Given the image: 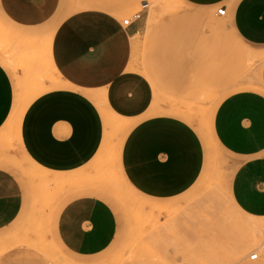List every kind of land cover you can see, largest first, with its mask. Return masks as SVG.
I'll return each instance as SVG.
<instances>
[{
	"label": "crops",
	"instance_id": "1",
	"mask_svg": "<svg viewBox=\"0 0 264 264\" xmlns=\"http://www.w3.org/2000/svg\"><path fill=\"white\" fill-rule=\"evenodd\" d=\"M182 1L209 10L225 8L221 16L235 39L264 54V0ZM134 5L135 0H96L89 7H73L69 0H0L1 16L18 35L26 30L44 37L48 65L58 78L44 82L47 88L29 104L21 126L13 120L21 137L15 156L23 154L49 170L48 180H53L54 171L71 183L78 178L69 183V198L50 218L59 245L75 257L105 252L119 229L114 208L101 194L105 187L87 183L93 162L104 153V110L132 122L120 163L134 185L174 191L184 185V163L187 179L200 171L198 137L182 118L143 119L151 110L153 92L134 60L137 38L146 33L151 15L148 7L139 20L125 26L121 15ZM212 53L205 57L199 50L190 51L189 74L213 75ZM33 67L44 74L43 64ZM8 68L0 55V131L11 123L18 91L15 83V94ZM257 83L217 99L209 129L214 143L236 162L230 181L235 206L250 219L264 220V55ZM4 158L0 157V232L26 217L31 220L27 214L33 208L27 186Z\"/></svg>",
	"mask_w": 264,
	"mask_h": 264
},
{
	"label": "rangeland",
	"instance_id": "2",
	"mask_svg": "<svg viewBox=\"0 0 264 264\" xmlns=\"http://www.w3.org/2000/svg\"><path fill=\"white\" fill-rule=\"evenodd\" d=\"M69 1L73 7L96 3ZM144 2H148L151 16L146 33L137 38L134 61L136 70L152 86L153 100L143 119L178 116L196 135L197 130L204 134L211 144L205 149L204 136L198 137V176L187 179L184 163V185L177 190L154 192L134 185L120 163L122 142L129 130L108 127L104 153L93 162L94 172L89 176L105 187L101 194L118 217L117 238L100 255L75 257L59 245L50 219L69 198L65 190L71 182L42 179L33 160L23 154L16 157L21 142L18 127L14 122L6 124L0 131V157L7 158L8 166L27 186L33 208L27 214L31 220L26 217L0 232V264H264V220H249L235 206L230 181L236 162L212 140L208 116L221 96L258 84L264 54L238 42L217 10L197 8L182 0H135L134 6H128L134 8L121 17L140 10ZM16 30L0 13V55L10 65L12 78L15 71L14 87L17 83L26 111L47 88L44 82L58 78L48 65L44 37L26 30L18 35ZM192 50L205 57L215 54L213 75L189 74L187 58ZM38 62L43 64L44 74L33 67ZM254 229L260 230L255 245L249 237ZM256 252L258 258L250 259Z\"/></svg>",
	"mask_w": 264,
	"mask_h": 264
},
{
	"label": "bare ground",
	"instance_id": "3",
	"mask_svg": "<svg viewBox=\"0 0 264 264\" xmlns=\"http://www.w3.org/2000/svg\"><path fill=\"white\" fill-rule=\"evenodd\" d=\"M27 74V73H26ZM31 76V75H30ZM14 78V77H13ZM58 80V79H57ZM32 87V86H31ZM18 88V87H17ZM201 92V91H200ZM208 92V91H207ZM212 92V91H211ZM210 92V93H211ZM213 95L211 94V97H212ZM214 96H216V95H214ZM20 95H19V93L17 92V94H16V99H15V104H14V109L12 110L13 112H12V115L10 116L11 117V122L14 120L19 126H21V122H22V117H23V113H24V111H25V108H23V103L21 102V100H20ZM213 98V97H212ZM104 115H105V122H106V125H107V127H113V128H115L116 130H128V129H130V127L132 126V122H130L129 120H126V119H123V118H121V117H119V116H116V115H114L113 113H107L105 110H104ZM206 115V114H205ZM209 116V115H208ZM204 118V117H203ZM13 121V122H14ZM203 125V124H202ZM197 137H201V138H203V136H204V134H202V132L201 131H198L197 130ZM20 139H21V137H20ZM204 148L206 149V148H208L207 146H209L211 143L207 140V138H205V136H204ZM211 147V146H210ZM3 158V157H2ZM5 159V158H4ZM6 160V159H5ZM36 168H38L39 169V171H35L37 174H39V176L42 178V179H47L48 178V176H49V174H50V171L49 170H46V169H44V168H42V167H40V166H36ZM33 169V168H32ZM36 170V169H35ZM29 171H30V169H29ZM34 172V171H33ZM78 172H79V170H78ZM71 173H73V172H71ZM52 175V177H53V181H58V180H61V179H64V175H63V173L62 172H57V171H54V172H52L51 173ZM74 174V173H73ZM72 174V175H73ZM80 174H82L81 172H80ZM79 174V175H80ZM30 175V174H29ZM83 175H85V174H82L81 176H83ZM38 175H37V177H39ZM87 176H89V175H87ZM92 176V175H91ZM94 177V176H93ZM70 179V178H69ZM68 179V180H69ZM40 180V179H39ZM42 181V180H41ZM47 181V180H46ZM79 181V180H78ZM62 182V181H61ZM69 182V181H68ZM88 184H95V185H98V186H104L100 181H97V180H94V179H91V180H89L88 182H87ZM66 184V183H65ZM67 184H69V183H67ZM70 184H72V183H70ZM84 184V183H83ZM75 185H76V183H75ZM77 185H78V183H77ZM79 185H81V183L79 182ZM84 186V185H83ZM75 187V186H74ZM82 187V186H81ZM72 188V187H71ZM72 190V189H71ZM69 191H70V189H69ZM239 211V210H238ZM131 217V216H130ZM38 220H40V218L38 219ZM249 220H250V218H249ZM253 223V222H252ZM245 224V223H244ZM37 225V224H36ZM246 225V224H245ZM245 225H243V226H245ZM35 227V226H34ZM37 228V227H36ZM242 229H246V227L245 228H242ZM40 230H41V228H40ZM36 231V235H38V233H37V230H35ZM246 231V230H245ZM41 232V231H40ZM259 233H260V230H259ZM258 232H257V229H254V230H252V233L250 234L251 236H249V237H252V243L255 245V244H257L258 243V241H259V234ZM26 234V233H25ZM40 235V234H39ZM23 236V235H22ZM26 238V237H25ZM1 239V238H0ZM26 241H27V238L25 239ZM24 240V241H25ZM44 240V239H43ZM33 242V241H32ZM251 242V241H250ZM49 246V245H48ZM253 254V253H252ZM251 254V255H252ZM250 255V256H251Z\"/></svg>",
	"mask_w": 264,
	"mask_h": 264
},
{
	"label": "built area",
	"instance_id": "4",
	"mask_svg": "<svg viewBox=\"0 0 264 264\" xmlns=\"http://www.w3.org/2000/svg\"><path fill=\"white\" fill-rule=\"evenodd\" d=\"M148 6H149L148 2H144V3L142 4V7H141L140 10L134 12L132 15L126 17V18L123 20V24H124L125 26H129V25H131L134 21L139 20V19L142 17L143 10L146 9V8H148ZM217 12H218L219 15H224V14H225V8H219ZM258 256H259V255H258L257 252H256V253H253V254L250 256V259L255 260V259L258 258Z\"/></svg>",
	"mask_w": 264,
	"mask_h": 264
}]
</instances>
